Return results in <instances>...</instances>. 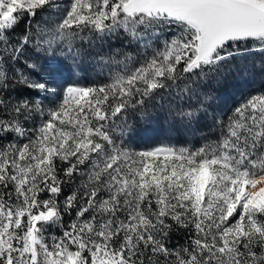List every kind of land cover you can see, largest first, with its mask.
I'll return each mask as SVG.
<instances>
[{
    "label": "snow or ice",
    "instance_id": "6c2138e0",
    "mask_svg": "<svg viewBox=\"0 0 264 264\" xmlns=\"http://www.w3.org/2000/svg\"><path fill=\"white\" fill-rule=\"evenodd\" d=\"M0 264H264V0H0Z\"/></svg>",
    "mask_w": 264,
    "mask_h": 264
},
{
    "label": "trees",
    "instance_id": "16d2710c",
    "mask_svg": "<svg viewBox=\"0 0 264 264\" xmlns=\"http://www.w3.org/2000/svg\"><path fill=\"white\" fill-rule=\"evenodd\" d=\"M244 85L240 81H233L232 87L222 93L221 104L228 103L232 100L233 95L238 92ZM162 137V133L158 129H141L138 137L140 143L151 145L158 142Z\"/></svg>",
    "mask_w": 264,
    "mask_h": 264
}]
</instances>
